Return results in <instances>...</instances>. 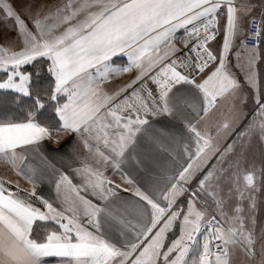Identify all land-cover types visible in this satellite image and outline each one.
Masks as SVG:
<instances>
[{"label": "snow or ice", "instance_id": "6c2138e0", "mask_svg": "<svg viewBox=\"0 0 264 264\" xmlns=\"http://www.w3.org/2000/svg\"><path fill=\"white\" fill-rule=\"evenodd\" d=\"M0 161V264H264V0H0Z\"/></svg>", "mask_w": 264, "mask_h": 264}, {"label": "crops", "instance_id": "0c3cea01", "mask_svg": "<svg viewBox=\"0 0 264 264\" xmlns=\"http://www.w3.org/2000/svg\"><path fill=\"white\" fill-rule=\"evenodd\" d=\"M52 2H56V0H52ZM180 35H182V30L178 33ZM213 47H215V45H213ZM127 60V57L126 56H120L119 58H114V61L116 64H122L124 62H126ZM128 79V76L127 74H124L118 78L115 79V83H122L124 82L125 80ZM219 115H213L209 118L208 120V124L209 125H215L216 121L219 119ZM50 147H54V145H49ZM56 162V161H54ZM59 166V165H58ZM0 176H7L11 179H18V177H16L14 175V173H12L11 171V168L9 165H7L6 163L0 161ZM117 181H119V178L116 177L115 178ZM140 179L143 181V182H147L149 180L152 179V177L147 173V172H141L140 173ZM21 187H29V185H27L26 181H24L23 179H21ZM37 191L38 192H46V193H50L51 195L54 196V191H52L49 186L47 185V183L43 184V185H38L37 187ZM123 195L127 196L129 195L128 193H123ZM35 226V225H34ZM46 264H56L55 262V258H46Z\"/></svg>", "mask_w": 264, "mask_h": 264}, {"label": "rangeland", "instance_id": "374dc122", "mask_svg": "<svg viewBox=\"0 0 264 264\" xmlns=\"http://www.w3.org/2000/svg\"><path fill=\"white\" fill-rule=\"evenodd\" d=\"M258 212H257V233L259 232L260 222L264 221V193H257ZM245 209H247V201H245Z\"/></svg>", "mask_w": 264, "mask_h": 264}, {"label": "trees", "instance_id": "16d2710c", "mask_svg": "<svg viewBox=\"0 0 264 264\" xmlns=\"http://www.w3.org/2000/svg\"><path fill=\"white\" fill-rule=\"evenodd\" d=\"M38 224L40 223V222H37ZM34 228H36V225L34 226Z\"/></svg>", "mask_w": 264, "mask_h": 264}]
</instances>
